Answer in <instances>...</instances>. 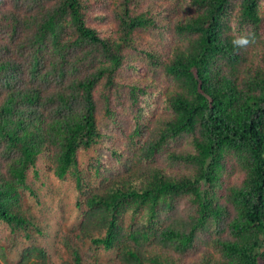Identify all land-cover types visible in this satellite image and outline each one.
<instances>
[{
  "label": "trees",
  "instance_id": "1",
  "mask_svg": "<svg viewBox=\"0 0 264 264\" xmlns=\"http://www.w3.org/2000/svg\"><path fill=\"white\" fill-rule=\"evenodd\" d=\"M263 4L0 0V264H264Z\"/></svg>",
  "mask_w": 264,
  "mask_h": 264
},
{
  "label": "rangeland",
  "instance_id": "2",
  "mask_svg": "<svg viewBox=\"0 0 264 264\" xmlns=\"http://www.w3.org/2000/svg\"><path fill=\"white\" fill-rule=\"evenodd\" d=\"M262 10L264 13V4L262 6ZM37 196L39 197V201L42 203L41 209L37 208L41 213H44V211L47 209V207L52 209L53 207H55V205H63L67 211L72 209L73 217H75L76 219H80L78 217L79 212L75 206L76 193H75L74 189H72V191H70L68 188H66L62 192V197H61L60 201H58L57 203H54V204H49V203L53 202V200L57 197L55 192L51 188L41 187V189L38 191ZM33 201H35V197L33 198ZM33 203H35V202H33ZM54 211L61 212V208L56 207V209ZM0 232L5 234V238H8L10 235L9 228H7V227H1ZM10 264H15V262H11Z\"/></svg>",
  "mask_w": 264,
  "mask_h": 264
},
{
  "label": "clouds",
  "instance_id": "3",
  "mask_svg": "<svg viewBox=\"0 0 264 264\" xmlns=\"http://www.w3.org/2000/svg\"><path fill=\"white\" fill-rule=\"evenodd\" d=\"M229 28L232 30L231 35V45L235 50H248L250 46L254 45L256 42V36L254 33L243 30L240 31L232 27L231 21H229Z\"/></svg>",
  "mask_w": 264,
  "mask_h": 264
}]
</instances>
